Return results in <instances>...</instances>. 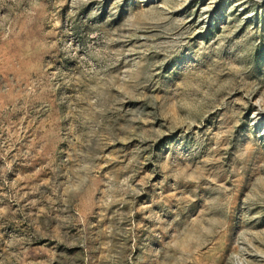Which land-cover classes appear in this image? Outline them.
<instances>
[{
    "label": "rangeland",
    "instance_id": "obj_1",
    "mask_svg": "<svg viewBox=\"0 0 264 264\" xmlns=\"http://www.w3.org/2000/svg\"><path fill=\"white\" fill-rule=\"evenodd\" d=\"M0 264H264V0H0Z\"/></svg>",
    "mask_w": 264,
    "mask_h": 264
},
{
    "label": "bare ground",
    "instance_id": "obj_2",
    "mask_svg": "<svg viewBox=\"0 0 264 264\" xmlns=\"http://www.w3.org/2000/svg\"><path fill=\"white\" fill-rule=\"evenodd\" d=\"M145 1H147V2H152V1H154V0H145Z\"/></svg>",
    "mask_w": 264,
    "mask_h": 264
}]
</instances>
